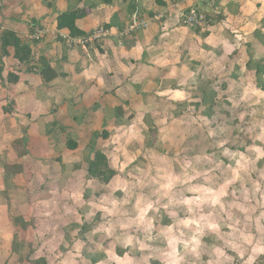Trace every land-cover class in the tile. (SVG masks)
Wrapping results in <instances>:
<instances>
[{
	"label": "crops",
	"instance_id": "crops-1",
	"mask_svg": "<svg viewBox=\"0 0 264 264\" xmlns=\"http://www.w3.org/2000/svg\"><path fill=\"white\" fill-rule=\"evenodd\" d=\"M221 1L114 0L104 5L48 0V8L44 0H0V264H25V248L34 251V223L44 237L49 220H82L93 190L117 183L116 177L108 185L90 178L91 151L103 152L115 168L118 150L130 140V115L141 125L152 106L200 105V92L219 91L208 85L209 69L223 81L232 75L227 69L232 48L248 42L262 52L253 34L258 29L264 33V0H236L221 9L240 32L220 22L202 26L206 36H199L181 25V14L192 6L216 12ZM86 7L90 12L76 25L88 37L73 38L58 29L60 14ZM140 22L147 27L138 28ZM100 28L108 35L94 37ZM38 30L47 33L34 39ZM5 31L31 48L29 64H21L12 47L3 54ZM230 33L232 43L226 39ZM42 60L56 73L50 83L40 74ZM9 76L17 81L10 82ZM55 122L66 128L64 135L51 133ZM68 139L77 142L75 151L67 149ZM126 149L130 155V146ZM16 218L27 224L25 229L15 225Z\"/></svg>",
	"mask_w": 264,
	"mask_h": 264
},
{
	"label": "rangeland",
	"instance_id": "rangeland-1",
	"mask_svg": "<svg viewBox=\"0 0 264 264\" xmlns=\"http://www.w3.org/2000/svg\"><path fill=\"white\" fill-rule=\"evenodd\" d=\"M221 2L206 10L208 24L235 32L222 10L237 1ZM247 47L230 50L233 72L224 81L209 69L208 85L219 88L213 103L201 105L200 92V105L152 106L141 125L130 115V140L114 159L117 183L95 187L82 220H49L44 237L34 223L24 263L93 264L104 256L97 264H264V92L246 73Z\"/></svg>",
	"mask_w": 264,
	"mask_h": 264
},
{
	"label": "trees",
	"instance_id": "trees-1",
	"mask_svg": "<svg viewBox=\"0 0 264 264\" xmlns=\"http://www.w3.org/2000/svg\"><path fill=\"white\" fill-rule=\"evenodd\" d=\"M48 0H44V3H46V6L48 8H51V5L48 4ZM104 5H112L114 3V0H98ZM206 1V0H205ZM158 5L163 4L162 1L157 2ZM89 7H86L83 10H69L66 13H62L58 16V29L59 30H67L69 31L70 35L73 38H80V37H88L83 31L79 30L76 22L79 19H82L88 15L90 12ZM210 17V15H208ZM262 25H264V18L261 20ZM200 27L193 28L196 33L200 31ZM206 36V34H204ZM254 39H256L263 47H264V33L261 29H258L253 34ZM2 42V52L3 54H7V49L9 47L14 48L15 50V57L21 64H29L32 60V50L31 48L23 44L21 40L18 38V36L11 31H5L2 34L1 38ZM248 56L249 61L246 64V67L248 68V71L246 73L251 74L253 78V82L255 87L264 92V54L259 57V54L256 52V50L253 48L252 44H248ZM40 74L42 78L44 79V82L50 83L54 79H56V73L51 68L47 60H42V67L40 69ZM10 82H16L17 78L14 76H9ZM205 91V90H204ZM203 104H211L214 102V99L216 98L217 92L207 94L203 93ZM210 107V106H209ZM132 117V116H131ZM57 131L58 136L64 135V133L67 131L66 128L55 122V124L51 127V133ZM109 134L107 132H104L102 134V137L104 139L108 138ZM66 147L68 150L75 151L78 148V144L74 140H69L66 144ZM94 154L93 160L89 162V176L92 180L97 181L100 185H108L115 176H117L118 171L111 165L109 159L107 156L101 152L92 150L91 151ZM98 189V187H97ZM88 196H86L87 198ZM15 225L18 228H26V223L21 218L15 219ZM119 256H123L122 251H118ZM101 256L95 260H93V264H97L101 261Z\"/></svg>",
	"mask_w": 264,
	"mask_h": 264
},
{
	"label": "built area",
	"instance_id": "built-area-1",
	"mask_svg": "<svg viewBox=\"0 0 264 264\" xmlns=\"http://www.w3.org/2000/svg\"><path fill=\"white\" fill-rule=\"evenodd\" d=\"M187 1H193L194 2V0H187ZM210 1H216V0H210ZM208 15H209L208 12L202 11L199 8H195L192 6L187 11H185L184 13L181 14L179 21H180L181 25L186 26V27H192V28L202 27V26L208 24V22H209ZM135 24H136V26H138V28L147 27V25H148L145 22H140V23H135ZM46 33L47 32L45 30H38L34 34L33 38L34 39H41L45 36ZM107 35H108V32L105 29L100 28L94 37L100 38V37H105ZM94 37L89 38V39H81L80 40L81 44L86 45V43L88 41H90L91 39H93Z\"/></svg>",
	"mask_w": 264,
	"mask_h": 264
}]
</instances>
